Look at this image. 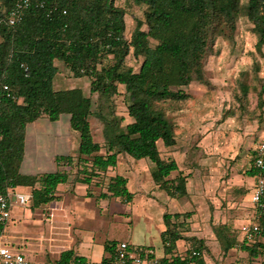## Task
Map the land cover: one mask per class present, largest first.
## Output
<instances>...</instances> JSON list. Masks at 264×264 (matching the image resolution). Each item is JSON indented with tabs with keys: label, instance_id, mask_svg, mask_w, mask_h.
Instances as JSON below:
<instances>
[{
	"label": "trees",
	"instance_id": "obj_1",
	"mask_svg": "<svg viewBox=\"0 0 264 264\" xmlns=\"http://www.w3.org/2000/svg\"><path fill=\"white\" fill-rule=\"evenodd\" d=\"M16 0H0V189L30 187L31 207L38 208L60 198L57 186L67 182L95 183L105 188L98 197L115 196L129 202L134 193L123 174L108 176L120 155L151 162L156 185L171 197L187 195L186 177L178 173L177 161L161 153L176 145L175 124L167 111L171 104L187 100L185 87L194 82L211 86L206 60L218 36L233 38L243 14L253 23L256 46L264 47V0H126L144 7V19L127 37V8L117 0H39L21 21L7 23ZM146 24L147 28H144ZM141 59L136 70L128 56ZM61 61L76 78H90V95L80 87L56 89V62ZM7 85L8 89L4 86ZM123 87L130 121L116 111L115 96ZM248 92L247 84L241 85ZM100 96L95 107L93 94ZM102 98V99H101ZM259 106H264V83L259 88ZM70 116L72 130L80 138L76 155L56 158L54 172L23 174L27 125L41 117L56 121ZM102 123L103 142L95 139L91 117ZM248 175L255 177V153ZM105 181V179H107ZM239 194L248 188H236ZM264 202V198H263ZM194 210L165 212L161 232L164 256L159 264H207L210 252L203 238L186 236ZM254 221L264 225V206L256 205ZM227 223L213 224V231L226 254L237 242L225 235ZM190 242L184 253L178 241ZM264 231L254 240L244 239L240 249L257 257L264 248ZM121 241H106L100 262H89L73 248L61 252L56 264H112ZM198 251L199 254H193Z\"/></svg>",
	"mask_w": 264,
	"mask_h": 264
},
{
	"label": "rangeland",
	"instance_id": "obj_2",
	"mask_svg": "<svg viewBox=\"0 0 264 264\" xmlns=\"http://www.w3.org/2000/svg\"><path fill=\"white\" fill-rule=\"evenodd\" d=\"M117 3L127 8L126 33L129 38L136 19H144V7L141 8L126 0H117ZM144 28H147L146 24ZM256 42L255 27L243 14L238 19L233 38L218 36L207 57L206 73L211 81V86L198 82L192 83L185 87V90L191 93V97L171 104L167 111L175 124L176 137H179V140L182 138L184 140L185 132L191 136L188 138L189 146L186 147L187 150L189 148V151L186 155L179 156L181 167H184L186 173L191 174L189 177L198 179L208 177L210 183H213V185L210 184L212 188L209 189V194L201 198L199 202H191L192 206H190V208L209 207V210L202 213L206 215L205 219L201 220L200 216L194 225L192 224L193 220L190 219L187 223L188 231L184 232V235L189 237L199 235L210 239L208 242L211 250L209 253H205L208 264H264V248L259 250L261 252L257 257H251L246 251L240 249V245L245 239L243 227L254 222L256 205L252 202V192L239 194L236 189L249 187V191H253L256 180L248 175L247 171L251 168L255 147L261 140H264V106L260 107L258 104L259 88L264 83V47L259 50ZM126 62L137 70L140 67L141 59L138 60L130 55ZM56 64L58 66V72L54 78L56 89L80 87L86 95H90V78L88 76L76 78L61 61ZM243 83L248 86L246 94L241 88ZM120 89L121 92L115 96L116 111L125 118L124 123H127L131 119L127 112L123 87L120 86ZM92 96L96 107L100 102V96L97 93ZM60 121L61 129L68 126L69 115L63 114ZM40 123L51 122L42 119L40 122L30 125L29 136L37 127L35 125ZM91 124L95 139L103 142L102 123L92 116ZM40 130L37 131L40 132ZM45 130L50 132L46 134V131H43L45 132V135H42L44 153L51 150L53 139L56 136H52L54 133L51 132L56 130L55 127L54 130L47 128ZM61 135L66 139V132ZM74 136L78 139L77 146L79 147L78 132H75ZM159 148L161 153L165 154V146L162 142H159ZM64 155L67 153L61 152L57 157ZM127 160L131 163L129 164L130 168ZM137 161L140 160H136L128 154L120 155L122 171L128 173L132 182L135 183V187L141 174L134 175L131 170L137 172ZM22 164L20 172L29 174L22 172ZM45 164L52 166L50 161H45ZM24 165L29 170H36L34 163L26 161ZM146 168L147 166H145V170ZM68 169L70 168L67 167ZM46 171L51 170L46 169ZM206 171L208 172L206 173ZM109 176L108 174L107 177ZM107 180L108 178L105 179V181ZM144 184L147 189L156 187L151 174L147 175ZM154 188L150 190L151 199L159 196L158 191H153ZM100 189L97 190L100 191ZM186 198L187 196H183L180 200L173 201L178 205V208L190 210L186 201L183 200ZM16 205H19L18 202ZM31 205L32 201L25 207H15V219L7 224L5 230L12 235L11 238L18 239V245L28 259L34 257L36 264H56L61 252L72 246L71 242L65 240L70 232L65 227V223L60 217L61 214L57 213L56 216L51 214L56 209H47V205L33 209ZM125 205L130 207L133 204L125 203ZM130 220H132L131 214H116L114 217V238L118 240L128 237ZM218 223H227L230 229H223L222 233L237 242V246L226 254L213 231V224ZM97 233L98 239L106 235L104 230L97 231ZM261 240L264 241V239Z\"/></svg>",
	"mask_w": 264,
	"mask_h": 264
},
{
	"label": "crops",
	"instance_id": "obj_3",
	"mask_svg": "<svg viewBox=\"0 0 264 264\" xmlns=\"http://www.w3.org/2000/svg\"><path fill=\"white\" fill-rule=\"evenodd\" d=\"M42 119L49 120L51 123H40L38 125H35V127H37H34L35 129L33 130L32 135L29 136V126L40 122ZM60 120L61 118L56 121H51L49 118L44 116L27 125L25 154L22 162V172L29 174H38L54 172L58 169H67L66 166L58 165L56 160L57 155H60L61 152H66L67 155L78 154V139L76 138V136H74V133L76 131L72 130L70 122L68 126H64L61 129L62 125L60 123ZM54 127L56 128V130H54ZM46 128L50 130L53 129L55 132L51 131L52 133H54L52 136H56L53 139V146L51 150L44 153V143L42 135H45V132L43 131H46ZM38 129L42 130L38 132ZM49 132L50 131H46V134H48ZM65 132L66 139L61 135V133ZM183 137H185L184 140L183 138L182 140H179V137H177V143L175 146L170 148L165 147L164 149L166 157L174 158L179 165V170L172 173L173 177L178 175L180 171V173H183L184 175H191L190 173L185 172L184 167H181L179 162V156L186 155L189 151V148L187 150L186 147L189 146L188 138H191V136L188 135L187 132H185ZM26 161L34 163L36 170L27 169L26 165H24ZM45 161L52 162V166L46 165ZM129 164L131 163L128 162V167L130 166ZM145 166H147L146 170ZM150 166L151 162H149L147 159H141L139 162L137 161L136 163V167L138 169L137 172H135V170L131 168V172L134 175L139 176V174H141V176L138 177L136 187L134 186L135 183L132 182V180L130 179L131 177L128 175V173H124L122 171V168L120 166V159L117 167L111 168V170L108 171V174L110 176L119 173L128 177L129 189L134 193L133 199L129 202L123 201L115 196L98 197L101 190H105V188L104 186L102 188L101 186H98L95 183L87 185L81 182L70 181L67 183L59 184L57 186L56 193L57 195H60V198L53 200L45 205L48 206L47 209H56V211L51 214L55 216L57 215V213L61 214L60 217H62L63 222L65 223V227H67L70 232V234L67 236V238H65V240L67 239V241L71 242L72 246H69V248L66 249L73 248L78 254L86 256L89 262H100L105 255L106 241L117 239L114 238V217L116 216V214H131L132 220L129 221V235L126 238H121L118 240L128 241L129 243L140 245L143 247H150L155 250L156 254L159 257L164 256V247L161 239V232L165 229V224L163 222V214L165 212L174 213L184 212L187 210H182L178 208V205L174 203L173 200H180V198L171 197L165 190L160 188L158 185L155 184V188L149 187V189H147L144 183L147 180V175H150ZM46 169H50L51 171H46ZM207 172L208 171H206V173ZM189 175L186 177L185 182L187 198L183 200L186 201L187 207L190 208V206H192L191 202H199L201 198L209 194V189L212 188L211 186L213 185V183H210L209 179H207L208 177L198 179L196 177L193 178L192 176L189 177ZM20 188L21 189L19 190L22 192H29L31 190L30 187L26 186ZM98 188H101L100 191L97 190ZM153 188V191H158L159 196H155L154 198H152V200L149 194L150 190ZM125 203L133 205L128 207V205H125ZM15 207H19V205L17 206L15 204L13 207V214L11 219L12 221L15 219ZM190 210L195 211L191 218V220H193L192 224L194 225L200 216L201 220L205 219L206 215L202 213H205V210H209V207L202 206L201 208H190ZM86 224H88V226H86ZM101 230H104L106 235L104 237L102 236L101 238L99 237L98 239L97 231ZM5 234L7 239L11 243H14L16 245L19 244L18 239L11 238L12 235L7 233V231L5 232ZM196 236H198L199 238H203L205 240V243L209 246V249L211 250L210 243L208 242L210 239H208L207 237L206 239L205 237L199 235ZM189 247V241H186L184 239L178 241L179 252L184 253L186 250L189 249ZM30 260L36 264L34 257H32ZM206 263L208 264V260H206Z\"/></svg>",
	"mask_w": 264,
	"mask_h": 264
},
{
	"label": "built area",
	"instance_id": "obj_4",
	"mask_svg": "<svg viewBox=\"0 0 264 264\" xmlns=\"http://www.w3.org/2000/svg\"><path fill=\"white\" fill-rule=\"evenodd\" d=\"M33 5L43 6L39 0H16L7 13L6 22L14 25L22 20L26 11ZM8 89V86H4ZM255 166L258 169L255 185L252 191V202L260 207L264 206V140L255 147ZM32 201V193L22 192L15 188L6 191L0 189V264H35L21 251L20 245L11 243L5 234V228L12 219L13 207L18 202L19 206L25 207ZM264 231V225L252 222L243 227L245 239L254 240ZM193 254H199L194 251ZM160 257L150 247L121 241L117 247L112 264H159Z\"/></svg>",
	"mask_w": 264,
	"mask_h": 264
}]
</instances>
